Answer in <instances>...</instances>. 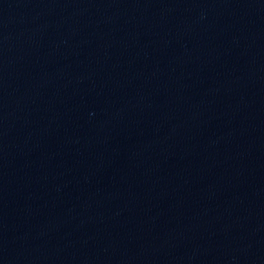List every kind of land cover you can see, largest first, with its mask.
I'll return each mask as SVG.
<instances>
[{
    "label": "water",
    "instance_id": "obj_1",
    "mask_svg": "<svg viewBox=\"0 0 264 264\" xmlns=\"http://www.w3.org/2000/svg\"><path fill=\"white\" fill-rule=\"evenodd\" d=\"M0 264H264V0H0Z\"/></svg>",
    "mask_w": 264,
    "mask_h": 264
}]
</instances>
